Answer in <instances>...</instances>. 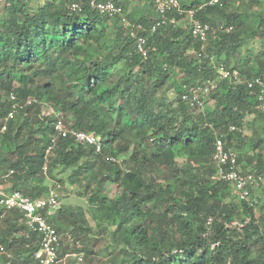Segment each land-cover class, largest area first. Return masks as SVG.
<instances>
[{"label":"trees","instance_id":"1","mask_svg":"<svg viewBox=\"0 0 264 264\" xmlns=\"http://www.w3.org/2000/svg\"><path fill=\"white\" fill-rule=\"evenodd\" d=\"M72 1L80 0H45L34 9L30 2L0 7L1 186L41 198L50 176L52 187L68 182L90 191L85 212L78 208V213L66 214L59 207L44 214L59 233L71 229L76 240L73 231L84 233L89 222L106 233L109 264H264V206L234 197L229 184L217 180L211 162L214 134H225L238 164L255 161L252 173L264 177L262 159L252 155L264 149V138L227 132L230 125L250 127L264 120V113L253 109L251 91L224 80L211 93L210 107L188 110L180 101L183 89L215 80L216 73L207 59L198 57L200 44L189 27L179 25L183 15H168L177 25L151 33L155 17L132 20L124 2L111 0L130 22L144 25L138 34L146 38L150 52L143 59L133 53L118 17L88 7L81 14L70 13ZM208 1H180L182 11L194 10L197 20L213 28L232 27L229 33L214 31L204 56L246 78L264 77V59L240 52L246 11L239 12L234 2L211 6ZM259 18L264 28V15ZM11 92L19 107L34 96L61 111L69 129L100 136L102 153L69 137L57 138L43 174L53 120L41 116L39 105L17 108L1 132L12 109L7 99ZM250 116L253 120L247 121ZM109 157L122 161L112 163ZM180 158L182 166L176 162ZM107 183L115 185V197L104 192ZM74 216L78 221L70 220ZM22 219L18 210L0 209V245L9 255H0V264L33 261L38 239L25 236ZM80 251L93 254L82 246Z\"/></svg>","mask_w":264,"mask_h":264},{"label":"built area","instance_id":"2","mask_svg":"<svg viewBox=\"0 0 264 264\" xmlns=\"http://www.w3.org/2000/svg\"><path fill=\"white\" fill-rule=\"evenodd\" d=\"M153 9L156 19L152 22L148 30L151 33L157 31L164 25L176 26L177 20L174 17H168L170 14H179L188 18L189 29L192 39L200 44L199 58L207 59L213 66L216 78L215 80H206L202 83L187 86L180 94V101L191 111H203L206 103L213 91L218 87V83L224 80L231 81L233 84H245L247 89L254 96L253 109L257 112L264 113V77L255 76L246 78L237 70H227L222 65H217L214 57H205L203 52L207 46L210 36L217 29L218 31L231 32L232 27L217 26L211 27L207 23H203L195 19L194 10L182 11L178 0H146ZM22 2L28 3L30 0H0V7H9L11 3ZM234 2L237 7L240 0H209L206 5H219ZM85 7L107 17H118L120 24L127 36L132 40L133 53L139 55L143 59H147L150 47L147 45L146 38L139 35L138 32L145 31V27L141 23H133L124 14V9L114 4L111 0H80L72 1L67 9L70 13L81 14ZM8 102L12 109L6 115L1 132L6 130V122L11 120L17 108H25L28 106H41V116L51 117L53 120V134L50 137L49 144L46 148L44 164L42 166L43 174L47 173L49 156L57 143V138H71L75 143L84 144L94 148L97 154L102 153L101 137L94 133L71 130L64 122L61 111L56 110L47 103H41L34 96H29L24 100L22 106L19 107L17 98L14 93H9ZM228 133H241L242 128L237 125H230ZM225 134H214L213 151L211 154V162L216 169L217 180L224 181L229 184L231 193L239 201L248 202L253 206L252 195L258 190H264V177L256 175L252 172H243L238 164L237 152L227 147ZM110 162L119 163L121 159L109 157ZM10 173H12L10 171ZM0 207L4 210H18L22 212L23 219L19 222L25 227V236L34 234L38 239V249L33 254L31 264H84L85 257L80 251V241L75 240L70 232L59 233L52 223L47 220L44 211L47 214H53L59 209L58 195L53 188H48L45 196L32 199L24 196L19 191H7L5 187L0 185ZM0 255L9 258L5 248L0 245Z\"/></svg>","mask_w":264,"mask_h":264},{"label":"rangeland","instance_id":"3","mask_svg":"<svg viewBox=\"0 0 264 264\" xmlns=\"http://www.w3.org/2000/svg\"><path fill=\"white\" fill-rule=\"evenodd\" d=\"M179 2L182 1L185 5H190L194 0H178ZM45 0H33L29 3V7L34 9L37 6L44 3ZM247 3V0H245ZM134 3L138 4V6H141L138 10V12L132 11V5L134 6ZM240 2L241 6L239 5L238 11L239 12H245L246 11V19H244L245 23V30L246 36H245V42L243 46L240 48V52L243 54L249 56L250 58H255L256 56H260L262 59H264V28L259 26L260 18L259 15H264V1H261V3H254V4H246ZM132 4V5H131ZM150 4V3H149ZM144 0H124V8L126 9L128 15L131 16V19L137 20L138 18H141L145 16L146 18H149L151 16L152 7L151 4L149 5ZM182 27H189V20L186 17H183V20L179 23ZM255 32L256 35L252 36L251 33ZM208 45V43H207ZM257 66L254 65V68ZM180 78V77H179ZM211 103L207 105V107H210ZM206 107V108H207ZM253 116L248 117L247 119H252ZM253 120V119H252ZM250 127H247L245 125L242 128L243 136L249 138L250 136H259L264 138V120L259 119L256 120ZM254 155V158L257 159L260 157L264 163V149H261L260 147L256 149ZM125 159L127 160L128 157L125 156ZM180 166H182L184 159L180 158L176 161ZM255 161L251 163V165L247 164L245 160H243L242 165H240V168L243 172H255ZM243 166V167H242ZM69 174V170L63 171V177L67 178ZM58 179H60V176L57 175L56 179L54 181L58 182ZM4 181V180H3ZM65 182V180H64ZM3 182L0 181V185H2ZM49 186V188H53L55 192L58 195V201H59V207L60 208H66V214L70 213L71 211L73 213H78V208H81L84 211L87 209V199L89 196L90 191L84 192V188L81 187V185L78 184H69L68 182L62 185H57L52 187L54 185L52 178L49 176L45 179L44 186ZM117 189L115 188V185L112 183H107L105 186V193L112 198L115 197L117 194ZM252 201L254 203H257L258 206H264V190H258L253 193L252 195ZM0 209H2L0 207ZM258 210V207L256 208V211ZM258 213V212H257ZM1 214L2 211H1ZM79 217H70L71 221H78ZM90 224L89 230H84V233H75L77 236V239L81 241L80 245L84 248H88L92 251V255H86V251H84V257H85V263L84 264H109L108 262V254L110 252V249H108L109 245V237L104 232H97V230L94 228V224ZM4 226L2 222L0 223V230H3ZM64 229V230H63ZM61 229V233H67L71 229L63 228ZM72 231V230H71ZM76 240V239H75ZM15 259V258H14ZM13 260L11 261V263Z\"/></svg>","mask_w":264,"mask_h":264},{"label":"crops","instance_id":"4","mask_svg":"<svg viewBox=\"0 0 264 264\" xmlns=\"http://www.w3.org/2000/svg\"><path fill=\"white\" fill-rule=\"evenodd\" d=\"M33 1V0H32ZM119 1H121V2H124V0H119ZM144 2H146V0H144ZM147 3L149 4V2L147 1ZM132 5V4H131ZM150 5V4H149ZM132 11H135V12H138V10L139 9H141L140 7L141 6H138V4H136V3H134V6L132 5ZM152 7V6H151ZM156 18V15L154 14V12H153V9H152V11H151V16L149 17V18ZM249 119H247V121H248ZM7 191H9V187L7 186V189H6ZM46 195V194H45Z\"/></svg>","mask_w":264,"mask_h":264}]
</instances>
